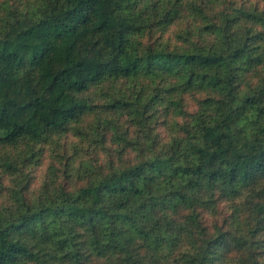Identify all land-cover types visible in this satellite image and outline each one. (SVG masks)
<instances>
[{
  "label": "trees",
  "instance_id": "1",
  "mask_svg": "<svg viewBox=\"0 0 264 264\" xmlns=\"http://www.w3.org/2000/svg\"><path fill=\"white\" fill-rule=\"evenodd\" d=\"M188 12L197 35L161 43L158 32ZM139 81L96 93L106 104L91 96ZM192 92L205 97L188 113L176 98ZM165 102L183 119L167 121L177 132L158 147ZM111 112L137 136L102 131L119 129ZM109 138L137 159H78L82 142L96 152ZM53 145L61 164L31 191ZM0 149V264H264V8L0 0Z\"/></svg>",
  "mask_w": 264,
  "mask_h": 264
},
{
  "label": "rangeland",
  "instance_id": "2",
  "mask_svg": "<svg viewBox=\"0 0 264 264\" xmlns=\"http://www.w3.org/2000/svg\"><path fill=\"white\" fill-rule=\"evenodd\" d=\"M237 5H245V6H251V5H257L259 8L263 9L264 8V3L259 2L258 0H233ZM217 7L216 9H218ZM199 28L198 21L193 18L191 15V12H188L187 14H184L182 18L179 20L175 21L174 24H172L165 33L162 31H159L157 34V37H161V43H165L171 48L173 47H180L187 45L185 41L189 39L188 33L192 32L197 35V29ZM195 35V36H196ZM193 36L192 38H194ZM148 81H139V83H122V82H116V83H106L102 88L96 92H92L91 96L95 98L96 102L100 105L103 103H107L108 100L106 98L101 97L96 95V93H106L110 89H112V93L118 94L119 91L125 90L128 91L132 89L133 87H137V90H140V87L142 85L146 86ZM163 84L164 82H158L157 85H151L150 90H154L155 87H160V85ZM136 90V91H137ZM176 99H182L181 106L185 112L192 113L196 110L198 106V102L205 97L204 92H192L188 93L184 96H181L178 94ZM168 100V99H167ZM166 100V102H167ZM164 103L163 108L160 109L159 114L157 115V121L155 122L153 128L154 132L158 135L157 139V146H162L166 141L169 140V138L172 135H175L177 131L172 129V126H169L167 124V121L171 122H179L182 121L181 116H177L175 114V110L173 106H170L169 103ZM97 112H99V115H103L106 111L105 107L97 108ZM98 114H94L90 117L89 121L90 122H95ZM110 117L115 119V126H119V129H110L106 130L104 128H101L102 131L105 133L109 132L108 135L110 137H113V135L119 134L122 136H127L130 138V135L137 136V132H139L137 129L138 127L134 126V121L130 120L128 116H123V117H118L117 115L113 114L112 112L109 113ZM120 123V124H119ZM66 140H63L62 143L67 144V148L69 150V153H73L74 147L73 145L76 143H80L79 138L74 137L73 135ZM107 142L105 143V149H97L96 152H94L93 148L89 150H83V145L88 144L87 142H82V146L78 145V148L80 150V156L78 159L82 157H92L94 155H97V160H99V163H103V165H106V163L109 160H114L117 163H122V162H131L137 159L138 153L136 151L132 152H123L121 154V149L124 147L122 144H118L113 141V138H109L106 140ZM71 147V149H69ZM63 149V147H58V146H47L45 152L43 153V156L41 157V160L39 161L38 166L32 171V175L34 176V183L31 187V191H38L40 188L41 183L43 182L44 176L48 172V169L50 165L53 163H56L57 165H60L61 163L58 160L56 153L60 152ZM118 149V152L112 151ZM120 150V151H119ZM7 152L6 150L0 149V153L3 154ZM79 155V154H78ZM77 157V156H76ZM95 157V156H94ZM63 161V160H60ZM74 180L77 178L74 176ZM82 180V179H81ZM211 223L210 217L207 218V222Z\"/></svg>",
  "mask_w": 264,
  "mask_h": 264
}]
</instances>
